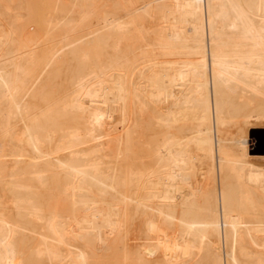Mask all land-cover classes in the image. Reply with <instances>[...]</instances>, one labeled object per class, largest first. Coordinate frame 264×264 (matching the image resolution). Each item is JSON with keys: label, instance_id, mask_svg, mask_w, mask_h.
<instances>
[{"label": "bare ground", "instance_id": "1", "mask_svg": "<svg viewBox=\"0 0 264 264\" xmlns=\"http://www.w3.org/2000/svg\"><path fill=\"white\" fill-rule=\"evenodd\" d=\"M137 2L0 0V264H264V0Z\"/></svg>", "mask_w": 264, "mask_h": 264}, {"label": "rangeland", "instance_id": "2", "mask_svg": "<svg viewBox=\"0 0 264 264\" xmlns=\"http://www.w3.org/2000/svg\"><path fill=\"white\" fill-rule=\"evenodd\" d=\"M142 1V2H141ZM152 0H140V2H139V0H138V2L137 3H139V4H141V3H143V2H151ZM154 1H157L158 3H165L164 1H166V0H154ZM112 1H109V6H110V3H111ZM47 3V2H46ZM49 3V2H48ZM50 5L51 4H48L47 5V8H49L50 7ZM111 5H113V4H111ZM112 6H110V8H109V10L110 9H112L111 8ZM50 9H51V7H50ZM50 9H48V11L47 12H49V14L47 13V18H49L48 16H51L50 14ZM99 13H101V12H98V15H99ZM52 19V18H51ZM53 20V19H52ZM150 47H147V49H149ZM242 99V97H240L239 98V100H241ZM148 109H141V111H139V117L141 118L140 119V121H139V124H137V127H138V138H137V133H135V135H136V137H135V144H136V142H137V144L140 146V149H142L143 151V153H145L146 154V157L144 158V156H141L140 154V156H141V159L143 160H141L142 161V167H146L147 166V164H148V162L150 161V150H151V148H150V142H151V140H152V138L150 139V135H148V133H147V135L146 136H143V130H144V128L145 127H147L148 125H147V121H148V119H149V117H150V113H149V110L147 111ZM142 116V117H141ZM144 118V119H143ZM236 119H237V125H239L240 124V120L242 119V117H240V116H238V117H236ZM264 121V120H263ZM263 124H257V125H255V126H257V127H252V128H250L249 129V131H248V149H249V152H250V154L252 155V157H251V160L254 162V163H256V164H258V165H261V166H264V122H262ZM260 125V126H259ZM139 127H141L140 129H139ZM126 129V128H125ZM142 130V131H141ZM232 131H236V127H234L233 129H232ZM119 131H117V133H118ZM123 132V131H122ZM144 135H145V133H144ZM134 146H136V145H134ZM135 148V147H134ZM138 149V147L136 146V150ZM140 151V150H139ZM139 153H141V152H139ZM142 153V154H143ZM144 155V154H143ZM109 158V157H108ZM144 158V159H143ZM145 161V162H144ZM198 177V175L196 176V178ZM200 177H198L197 179H198V181H197V183L198 182H200V179H199ZM64 209H66L67 210V205L64 203ZM65 210V211H66ZM77 212H79V211H77ZM96 253H98V255H99V253L100 252H96ZM103 253V252H102ZM102 253H100V255H105L106 257H107V259L106 258H104L103 256V263L101 262V261H97V259H96V261L98 262H95L94 263V260H93V262H92V264H110L109 263V254H108V252L106 253V252H104L105 254H102ZM92 256H93V254H92ZM91 256V257H92ZM100 259H101V257H99ZM98 258V259H99ZM91 260V261H92ZM107 260V261H106ZM90 264H91V262H90Z\"/></svg>", "mask_w": 264, "mask_h": 264}]
</instances>
